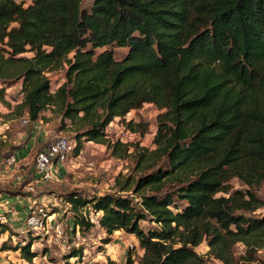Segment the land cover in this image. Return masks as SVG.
Returning a JSON list of instances; mask_svg holds the SVG:
<instances>
[{
    "label": "trees",
    "instance_id": "16d2710c",
    "mask_svg": "<svg viewBox=\"0 0 264 264\" xmlns=\"http://www.w3.org/2000/svg\"><path fill=\"white\" fill-rule=\"evenodd\" d=\"M82 3L0 0V100L20 82L15 108L31 123L55 105L74 126V156L85 141L104 142L115 118L154 104L164 110L154 151L167 166L138 178L134 191L152 192L137 202L117 193L65 194L74 229L133 235L144 250L139 264H200L193 249L203 240L224 260L237 242L262 245L264 215L239 212L263 205L251 188L264 183V0ZM60 68L65 81L52 92L47 74ZM233 179L246 188H234ZM118 185L124 192L131 182ZM88 206L96 223L80 212ZM2 249L36 256L27 245ZM82 253L72 248L66 258L79 262ZM124 264H133L131 252Z\"/></svg>",
    "mask_w": 264,
    "mask_h": 264
},
{
    "label": "rangeland",
    "instance_id": "374dc122",
    "mask_svg": "<svg viewBox=\"0 0 264 264\" xmlns=\"http://www.w3.org/2000/svg\"><path fill=\"white\" fill-rule=\"evenodd\" d=\"M91 2L83 0L82 6L88 8ZM124 54V49L117 50V57ZM47 75L52 92H55L65 81V68L53 70ZM21 99V86L17 82L6 87L4 98L0 100V264L77 263L75 257L67 259L66 256L72 248L78 247L83 249L82 260L78 262L80 264H107L108 261L124 264L129 252L133 264H139L144 250L133 235L115 231L108 237L97 225L87 231L74 229V216L64 196L71 191H77L88 198L117 193L127 195L137 202L140 194L151 193L149 187L139 192H135L134 188L140 176L167 166L165 157L155 153L156 146L153 143L158 129V115L164 110L145 103L124 118H115L105 130L104 142L85 141L77 156L72 155L57 167L55 179L43 181L33 175L35 153L57 137H66L75 145L74 126L61 116L55 105H50L36 122L40 126L38 132L42 142L29 155V166L21 169L18 167L19 162L10 167L5 166V158L21 147L20 144L31 131L37 132L32 128L34 123H23L27 116H21L16 111L15 106ZM129 121H132L131 126L128 125ZM116 142L120 143L119 150H114ZM126 179L131 182L130 190L120 192L118 183ZM231 184L234 188H246L237 179L231 180ZM171 186L168 183L163 192ZM251 189L262 199L263 205L253 212L239 213L248 217H261L264 215V183ZM39 209H43L46 216H41L43 222L39 227L30 228L26 219L30 214L38 213ZM80 212L89 221L96 223L98 214L89 206L88 211L83 208ZM140 223L144 228L156 227L154 222L148 220ZM57 225L61 226L60 234L56 232ZM105 238L109 241L105 242ZM5 244L27 245L36 256L30 261L26 260L20 249L3 250ZM131 244L135 246L131 248ZM193 250L200 257V264H264V243L247 246L243 241L237 242L232 247L231 257L226 260L220 259L206 240Z\"/></svg>",
    "mask_w": 264,
    "mask_h": 264
},
{
    "label": "built area",
    "instance_id": "2783aa9c",
    "mask_svg": "<svg viewBox=\"0 0 264 264\" xmlns=\"http://www.w3.org/2000/svg\"><path fill=\"white\" fill-rule=\"evenodd\" d=\"M27 119H23V123H27ZM74 143L66 137H57L53 141L49 142L45 148L39 150L34 155V177L43 181L55 179V170L60 165L64 164L72 155L74 151ZM18 159L13 154L7 157L5 166H12L17 164ZM41 216H46L43 209H39L38 213L30 214L26 219V224L30 228L39 227L43 220ZM56 232L60 234L61 226H56ZM135 244H131L133 248Z\"/></svg>",
    "mask_w": 264,
    "mask_h": 264
},
{
    "label": "crops",
    "instance_id": "0c3cea01",
    "mask_svg": "<svg viewBox=\"0 0 264 264\" xmlns=\"http://www.w3.org/2000/svg\"><path fill=\"white\" fill-rule=\"evenodd\" d=\"M32 128H33V130L36 129L37 132L31 131V134L27 135L24 138L23 143L20 144L21 147H19L14 152L15 156L18 159V162L20 163V164H18V167H21V169H26L29 166L30 161H31V159L28 160L29 155L33 152V150H37V148L40 146V142H42V139H41L40 134H39V132H40L39 131V129H40L39 123L35 122ZM36 134L38 135L37 139H36V137H37ZM33 169H34V165H33ZM135 241L137 242V239H135Z\"/></svg>",
    "mask_w": 264,
    "mask_h": 264
}]
</instances>
